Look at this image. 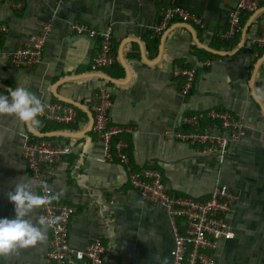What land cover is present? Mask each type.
Wrapping results in <instances>:
<instances>
[{
	"label": "crops",
	"instance_id": "crops-1",
	"mask_svg": "<svg viewBox=\"0 0 264 264\" xmlns=\"http://www.w3.org/2000/svg\"><path fill=\"white\" fill-rule=\"evenodd\" d=\"M238 0H0V94L19 83L41 101H61L81 111L71 124L42 122L31 129L13 116H0V218L14 217L7 198L19 181H35L21 149L26 137H48L67 147L51 181L59 201L75 207L68 224L71 246L99 239L118 264H173L170 220L161 205L145 202L128 182L117 159L104 160L103 146L90 131L91 98L103 84L111 93L108 124L130 126L129 159L136 170L158 169L169 191L207 199L217 184L236 195L228 218L232 237L212 251L216 264H264V46L252 43L263 31L264 2L248 14L241 29L225 38ZM20 4V6H17ZM180 5L199 22H172L155 31L162 8ZM240 16V17H241ZM96 31L112 28L115 63L91 68L99 36L77 34L72 24ZM51 30L41 63L15 67L10 54L32 34ZM210 63L202 65L201 62ZM195 68L193 86L181 92L177 68ZM230 113L246 134L220 155L204 145L171 140L166 130H184L183 117L208 109ZM39 120V118H37ZM51 124V130L44 126ZM42 129V130H41ZM36 182V181H35ZM39 194V186H35ZM40 210L31 213L35 222ZM46 239L0 256V264H41Z\"/></svg>",
	"mask_w": 264,
	"mask_h": 264
},
{
	"label": "built area",
	"instance_id": "built-area-1",
	"mask_svg": "<svg viewBox=\"0 0 264 264\" xmlns=\"http://www.w3.org/2000/svg\"><path fill=\"white\" fill-rule=\"evenodd\" d=\"M264 0H238L230 12L227 21L225 38L234 36L240 29V16L244 12L255 11ZM20 6V4H17ZM199 22V18L180 5L162 8L159 23L155 31H162L172 22ZM263 31L252 39L253 44L264 46ZM72 29L81 35L99 36L100 45L91 62V68L97 70L115 63L112 52V28L98 32L90 24L77 22ZM51 24L46 23L41 32L30 35L26 42L18 46L10 54V63L15 67L31 68L41 63L46 39ZM8 32V27L0 22L1 39ZM210 63L209 60L201 62ZM195 68H177L174 75L183 77L181 92L187 95L193 86ZM44 112L37 118L44 122L71 124L77 119L76 107L61 101L44 102ZM112 104L111 93L106 85L100 86L91 98V115L93 117L90 131L103 146L104 160L117 159L127 169L130 186L136 189L141 198L150 204L161 205L170 220L173 236V264H216L213 250L221 241L232 237L229 214L232 212L236 195L226 184H217L207 199L198 200L191 196L178 195L166 187L161 172L153 167L141 170L134 169L129 159V141L133 129L130 126L108 124V110ZM187 126L184 130H166L164 136L171 140H179L190 144L204 145L205 150H214L220 155L229 153L230 145L246 134L245 125L230 113L216 109H208L183 117ZM67 147L46 137H26L21 154L28 166L32 178L39 182L40 193L46 194L41 187L47 184L51 189V181L57 163ZM40 216L56 218V223L47 228L49 232L48 248L41 264H118L109 255L106 247L99 239L90 241L83 248L70 245L68 240V224L75 213V207L69 203L54 200L50 205L39 209ZM20 264H32L28 262Z\"/></svg>",
	"mask_w": 264,
	"mask_h": 264
},
{
	"label": "clouds",
	"instance_id": "clouds-1",
	"mask_svg": "<svg viewBox=\"0 0 264 264\" xmlns=\"http://www.w3.org/2000/svg\"><path fill=\"white\" fill-rule=\"evenodd\" d=\"M7 95L0 94V116L8 115L27 125L29 129L39 124L37 117L44 112L41 99L19 83L6 89ZM257 103L264 99V87L252 93ZM39 182L28 179L16 183L7 193L8 200L14 205V217L0 218V256L7 257L21 248L35 246L46 239V229L56 223V218L39 217L35 222L31 213L58 200L62 193L52 192L45 183L41 185L46 194H38L35 186Z\"/></svg>",
	"mask_w": 264,
	"mask_h": 264
},
{
	"label": "trees",
	"instance_id": "trees-1",
	"mask_svg": "<svg viewBox=\"0 0 264 264\" xmlns=\"http://www.w3.org/2000/svg\"><path fill=\"white\" fill-rule=\"evenodd\" d=\"M247 15H248V14H245L244 16L242 15V16L240 17V25H241V26L243 25V22L245 21ZM76 110H77V115H78V112L81 113V111H80L79 109L76 108ZM42 122H44V121L39 119V124H38V126H39V125H42ZM41 130H42V129H41ZM43 130H44V131H46V130H51V124H48L47 126L45 125ZM46 138H48V137H46Z\"/></svg>",
	"mask_w": 264,
	"mask_h": 264
},
{
	"label": "water",
	"instance_id": "water-1",
	"mask_svg": "<svg viewBox=\"0 0 264 264\" xmlns=\"http://www.w3.org/2000/svg\"><path fill=\"white\" fill-rule=\"evenodd\" d=\"M90 119H91V121H90V125H89V127L91 126V124H92V120H93V117H92V115H90Z\"/></svg>",
	"mask_w": 264,
	"mask_h": 264
}]
</instances>
